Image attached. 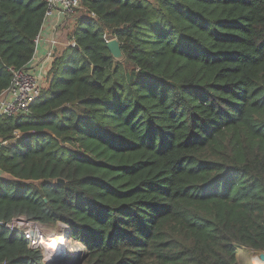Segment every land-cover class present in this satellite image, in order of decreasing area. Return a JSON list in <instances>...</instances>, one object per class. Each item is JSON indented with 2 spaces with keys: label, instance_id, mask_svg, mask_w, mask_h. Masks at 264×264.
Masks as SVG:
<instances>
[{
  "label": "trees",
  "instance_id": "obj_1",
  "mask_svg": "<svg viewBox=\"0 0 264 264\" xmlns=\"http://www.w3.org/2000/svg\"><path fill=\"white\" fill-rule=\"evenodd\" d=\"M45 13L0 0V95ZM60 43L41 100L0 116V221L64 224V264L264 254V0H81ZM42 259L0 229V264Z\"/></svg>",
  "mask_w": 264,
  "mask_h": 264
},
{
  "label": "built area",
  "instance_id": "obj_2",
  "mask_svg": "<svg viewBox=\"0 0 264 264\" xmlns=\"http://www.w3.org/2000/svg\"><path fill=\"white\" fill-rule=\"evenodd\" d=\"M46 4V13L43 25L51 17H55L51 25V35L46 41L45 52L42 57L36 56L37 44L40 41V33L35 41V54L27 68L11 72L9 87L0 95V116L15 118L29 112L30 107L41 100V84L45 80L52 61L61 45L63 29L72 28L74 20L81 8V0H43ZM92 17L94 15L92 14ZM43 27V26H42ZM42 29V28H41ZM74 47V39L69 43ZM13 135L18 138L19 131ZM64 237H67V228L64 224H58ZM0 229L7 230L9 234L22 236L28 243L29 248L39 250L43 254L42 264L60 263L65 257L67 249L62 239H55V234L47 235L41 225L23 217L12 219L9 222L0 221ZM55 241V242H54Z\"/></svg>",
  "mask_w": 264,
  "mask_h": 264
},
{
  "label": "rangeland",
  "instance_id": "obj_3",
  "mask_svg": "<svg viewBox=\"0 0 264 264\" xmlns=\"http://www.w3.org/2000/svg\"><path fill=\"white\" fill-rule=\"evenodd\" d=\"M149 1L153 2L154 0H149ZM68 30L69 28H65V32H68ZM49 229H50L49 230L50 233L55 234V237H56L55 239H57V241L62 239V241L64 242V245L67 248L65 252L73 254V253H77L78 251L83 250V246L79 244L77 241L70 239L69 237H66V236L64 237L63 232L62 230L59 229V227L54 226ZM237 252H238V259H239L240 264H243V263L264 264L259 258L260 254L258 252H254L248 249H238ZM64 259L65 257H63V259L60 261L59 264H64L65 262Z\"/></svg>",
  "mask_w": 264,
  "mask_h": 264
},
{
  "label": "crops",
  "instance_id": "obj_4",
  "mask_svg": "<svg viewBox=\"0 0 264 264\" xmlns=\"http://www.w3.org/2000/svg\"><path fill=\"white\" fill-rule=\"evenodd\" d=\"M54 20H55V17H51L50 19H48L41 29V33H40L41 38H40L39 43L37 44V49H36V56L38 58L42 57L45 52L46 41L48 37L51 35V29H52L51 25L54 22ZM69 27H66V28H69Z\"/></svg>",
  "mask_w": 264,
  "mask_h": 264
},
{
  "label": "water",
  "instance_id": "obj_5",
  "mask_svg": "<svg viewBox=\"0 0 264 264\" xmlns=\"http://www.w3.org/2000/svg\"><path fill=\"white\" fill-rule=\"evenodd\" d=\"M107 49L110 52L111 56L115 61H122L123 60V54L120 49V44L117 40L112 39L107 42ZM59 183V182H58ZM47 235H51L49 231H45ZM259 258L262 262H264V254H260Z\"/></svg>",
  "mask_w": 264,
  "mask_h": 264
},
{
  "label": "bare ground",
  "instance_id": "obj_6",
  "mask_svg": "<svg viewBox=\"0 0 264 264\" xmlns=\"http://www.w3.org/2000/svg\"><path fill=\"white\" fill-rule=\"evenodd\" d=\"M55 242V241H54ZM264 263V262H263Z\"/></svg>",
  "mask_w": 264,
  "mask_h": 264
}]
</instances>
